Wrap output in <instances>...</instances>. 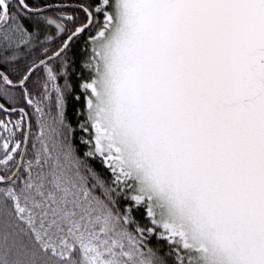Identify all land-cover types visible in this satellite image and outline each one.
I'll list each match as a JSON object with an SVG mask.
<instances>
[{
	"label": "snow or ice",
	"instance_id": "obj_1",
	"mask_svg": "<svg viewBox=\"0 0 264 264\" xmlns=\"http://www.w3.org/2000/svg\"><path fill=\"white\" fill-rule=\"evenodd\" d=\"M0 264H264V0H0Z\"/></svg>",
	"mask_w": 264,
	"mask_h": 264
}]
</instances>
